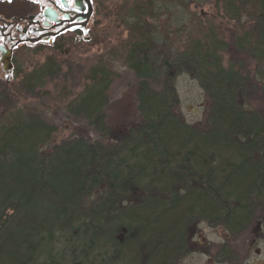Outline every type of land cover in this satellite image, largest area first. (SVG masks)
<instances>
[{"label": "trees", "instance_id": "16d2710c", "mask_svg": "<svg viewBox=\"0 0 264 264\" xmlns=\"http://www.w3.org/2000/svg\"><path fill=\"white\" fill-rule=\"evenodd\" d=\"M135 2L118 16L136 79L123 132L106 122L104 65L65 104L100 141L52 143L55 125L0 95V264H179L199 223L235 237L264 214V109L247 103L261 92L264 0ZM59 73L50 59L22 89L37 96ZM182 73L205 95L202 123L177 112Z\"/></svg>", "mask_w": 264, "mask_h": 264}, {"label": "rangeland", "instance_id": "374dc122", "mask_svg": "<svg viewBox=\"0 0 264 264\" xmlns=\"http://www.w3.org/2000/svg\"><path fill=\"white\" fill-rule=\"evenodd\" d=\"M99 1L101 12L97 17L98 24L95 25L91 43L82 49L77 48L75 52L72 50L66 56H56L46 49L36 53L32 50L27 53L19 51L16 57V71L12 72L8 79L0 67V95L15 103L16 108L37 112L55 125L56 132L51 139L52 143L77 135L87 136L94 141L101 140L93 130L84 125L82 116L70 114L65 108L66 102L86 83L89 68L95 65H104L111 72L106 91L107 124L120 134L136 120V99L133 91L136 79L121 59L127 31L118 16L128 15V10L136 5L137 0ZM210 11L209 6L205 5L196 12L203 13L204 19ZM161 20L160 24L167 21L168 24H164L171 28L168 38L175 37L173 24H170L172 20ZM184 37L182 35L181 39ZM175 44L178 45L177 42ZM50 59H55L61 65L62 73L52 80H47L38 90L40 93L37 96L24 92L23 78ZM257 77L261 94L259 93L256 99L249 97L247 103L251 109H264V73L260 72ZM175 88L179 98L177 112L183 121L188 124L202 123L207 101L197 82L182 73L175 79ZM253 221L251 226L235 237H229L221 227L199 223L192 231L193 249L179 264H264V214L258 213ZM223 244L226 248L224 256L228 255V259H221L222 254L218 252Z\"/></svg>", "mask_w": 264, "mask_h": 264}, {"label": "flooded vegetation", "instance_id": "af4514ba", "mask_svg": "<svg viewBox=\"0 0 264 264\" xmlns=\"http://www.w3.org/2000/svg\"><path fill=\"white\" fill-rule=\"evenodd\" d=\"M100 6L99 0H0V48L10 52L6 78L16 71L19 51L66 56L91 43Z\"/></svg>", "mask_w": 264, "mask_h": 264}, {"label": "water", "instance_id": "95a60500", "mask_svg": "<svg viewBox=\"0 0 264 264\" xmlns=\"http://www.w3.org/2000/svg\"><path fill=\"white\" fill-rule=\"evenodd\" d=\"M0 63H1V68L3 71L8 72L9 68H10V62H9V56H10V52L9 51H5L3 48H0Z\"/></svg>", "mask_w": 264, "mask_h": 264}]
</instances>
